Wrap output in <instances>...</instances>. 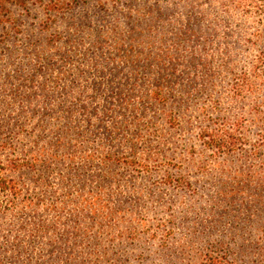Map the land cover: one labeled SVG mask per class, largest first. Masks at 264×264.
<instances>
[{
    "label": "rangeland",
    "instance_id": "obj_1",
    "mask_svg": "<svg viewBox=\"0 0 264 264\" xmlns=\"http://www.w3.org/2000/svg\"><path fill=\"white\" fill-rule=\"evenodd\" d=\"M222 2L29 0L0 18V122L19 113L24 132L9 134L24 152L0 153L22 164L5 172L0 264L149 253L168 232L264 242V11ZM244 71L253 86L235 92ZM159 83L165 106L150 97ZM205 130L241 141L218 150ZM93 196L111 216L91 212Z\"/></svg>",
    "mask_w": 264,
    "mask_h": 264
},
{
    "label": "trees",
    "instance_id": "obj_2",
    "mask_svg": "<svg viewBox=\"0 0 264 264\" xmlns=\"http://www.w3.org/2000/svg\"><path fill=\"white\" fill-rule=\"evenodd\" d=\"M29 0H0V18H4L5 13L9 12L11 8L25 5ZM220 1V0H218ZM224 3H229L233 9L246 8L247 11L250 8H256L257 11H264V0H222ZM49 11L54 10V6L48 8ZM258 37H261L258 33ZM233 66V63L230 65ZM235 65L230 70L235 69ZM255 71V77L258 74H264V48L261 49L257 65L253 66ZM242 80L235 84V92L242 91V87L247 85L252 87L250 83V73L244 71L240 73ZM249 75V76H248ZM150 95L153 102L157 104L167 105L169 101L168 94L162 88L161 83L157 85ZM21 114L15 115L9 114L8 117L0 122V153L6 150L11 151L12 154L19 151V147L11 143L9 134L15 131V128H20L18 134L24 133L22 130L23 121L21 122ZM13 122V124H12ZM39 129H42L45 125L38 124ZM42 127V128H41ZM139 134V133H138ZM202 137L207 140L210 147L228 151L232 147L236 146L241 139L237 137L234 132L227 133L223 130L217 131H203ZM46 137L41 134L31 140L32 147L28 152H31L29 169H33L39 165L42 161V156L47 153L46 145L50 142L41 143ZM10 141V142H9ZM57 147H62V143L56 142L51 144ZM27 151V150H26ZM55 158L60 159L58 154L53 155ZM74 159H71L73 162ZM22 164L18 161H10L8 165H0V196L4 193H11L16 189L15 181L9 179L5 172L8 170H21ZM12 194V193H11ZM13 195V194H12ZM88 205L87 207L94 213H102L104 217L111 216V211L106 203L98 197H91L85 200ZM170 232L162 239L160 245H158L157 251L145 253L139 251L137 253H131L129 255L115 254L108 255L104 253L102 255L93 254L91 257H84L80 264H264V242H256L247 246L245 243L235 247L236 241H227L225 239L212 240L209 239V235H205V232L198 231L194 232L190 239L171 243ZM208 236V237H206ZM134 240V238H133ZM99 242L95 243L97 247ZM252 248V249H251ZM248 249H251L248 251ZM253 249L255 250L254 252ZM252 253V254H249Z\"/></svg>",
    "mask_w": 264,
    "mask_h": 264
}]
</instances>
